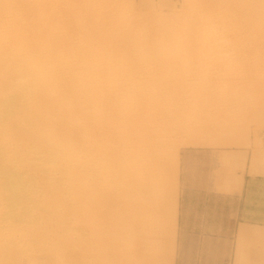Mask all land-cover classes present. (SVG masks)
Returning <instances> with one entry per match:
<instances>
[{"label": "rangeland", "instance_id": "rangeland-1", "mask_svg": "<svg viewBox=\"0 0 264 264\" xmlns=\"http://www.w3.org/2000/svg\"><path fill=\"white\" fill-rule=\"evenodd\" d=\"M189 1L0 0V104L14 99L0 112V264H170L152 210L156 179L173 167L171 264H217L196 257L194 239L181 243L183 158L219 154L229 179L264 178V0ZM218 7L233 27L261 28L211 39L202 21ZM2 56L49 74L21 99L22 76Z\"/></svg>", "mask_w": 264, "mask_h": 264}, {"label": "crops", "instance_id": "crops-1", "mask_svg": "<svg viewBox=\"0 0 264 264\" xmlns=\"http://www.w3.org/2000/svg\"><path fill=\"white\" fill-rule=\"evenodd\" d=\"M214 156L192 153L183 158L181 243L194 239L203 252L196 257L217 264H264V178L241 170L229 179L220 155ZM181 249L192 251L184 245Z\"/></svg>", "mask_w": 264, "mask_h": 264}, {"label": "bare ground", "instance_id": "bare-ground-1", "mask_svg": "<svg viewBox=\"0 0 264 264\" xmlns=\"http://www.w3.org/2000/svg\"><path fill=\"white\" fill-rule=\"evenodd\" d=\"M191 1V0H190ZM190 1H189V5H190ZM208 1V0H207ZM225 1V0H224ZM192 2V1H191ZM197 2V1H196ZM262 2V1H261ZM219 3V2H218ZM227 3V2H226ZM238 3V2H237ZM259 4V3H258ZM204 5V4H203ZM220 5V4H219ZM240 5V4H239ZM247 5L249 6L250 4H248L247 3ZM262 5V4H261ZM264 5V4H263ZM218 6V5H217ZM221 6H223V5H221ZM228 6V5H227ZM238 6V5H237ZM253 6V5H252ZM251 6V7H252ZM257 6V5H256ZM259 6V5H258ZM199 7H203V8H205L204 6H199ZM207 7V6H206ZM212 7V6H211ZM226 6H224V8H225ZM229 7H230V5H229ZM242 7V6H241ZM245 7V6H244ZM250 7V6H249ZM250 7V8H251ZM216 8V7H215ZM221 8V7H220ZM238 8V7H237ZM240 8V7H239ZM258 9H259V7H257ZM261 8V7H260ZM214 9V8H213ZM219 9V7L217 8V10ZM230 9V10H229ZM229 9H227L226 8V10H224V9H222L221 11H228L229 12V15H230V12H231V14H232V12L234 11L233 9H231V8H229ZM235 9V8H234ZM242 9V8H241ZM256 9V8H255ZM206 9H204V11H205ZM217 10H215V11H211V9H210V11L211 12H213L212 14H210L211 12L210 11H207V12H210V13H208L209 15H207L206 17H205V15H204V17H205V20H201L202 22H204V21H206V23L204 22V24H206V27H205V25H204V27H202V28H204V31L206 32L205 33V35L207 34V36H209L210 35V38L211 39H214V38H212L211 36L213 35V37L215 36L213 33H215V32H220V33H225L224 31L226 30V29H232V28H234V29H236L235 28V26L238 28V29H236L235 30V32H238V33H240L243 29H244V27L246 26V25H242V28H241V20H240V22H239V20H238V23L240 24V27H238V24L236 23L235 24V26L233 27L232 25H230V23H234L235 21H234V17H233V15H234V13L231 15L233 18V21L234 22H231V20L229 21V19L228 18H230L231 19V17L229 16H227V14H225L224 16L226 17V18H223L222 16V14L224 13H219L220 12V9H219V11L217 12ZM232 10V11H231ZM243 10V9H242ZM251 10V9H250ZM257 10V9H256ZM262 11H264V9L262 8L261 9ZM246 11V10H245ZM249 11V10H248ZM248 11L246 12L247 14H248ZM262 11H260V12H262ZM225 12V13H226ZM259 12V11H258ZM236 13V12H235ZM242 13V12H241ZM246 14V15H247ZM261 14L262 13H260V16H261ZM236 15V14H235ZM263 15H264V13H263ZM241 17H246V19H248L247 18V16H245V14H243V16L242 15H240ZM250 16H252V15H250ZM254 16H256V15H254ZM228 17V18H227ZM241 17H240V19H241ZM249 17V16H248ZM261 17H263V16H261ZM260 18V17H259ZM200 19V18H199ZM228 19V20H227ZM244 19V18H243ZM258 19V18H257ZM228 21V22H225V21ZM253 20H256V18L255 19H252V21ZM259 20V19H258ZM262 20V19H261ZM159 21V20H158ZM200 21V22H201ZM260 21V20H259ZM263 21H264V19H263ZM164 22V21H163ZM246 22L248 23L249 22V19H248V21H246L245 20V23H244V20H243V24H246ZM253 22H256V23H258L257 21H253ZM168 23V22H167ZM256 23L254 24L255 26H256ZM82 24V23H81ZM201 24V23H200ZM199 24V25H200ZM251 23H249V26H251L250 25ZM262 23H260V24H257V27L256 28H254V25H253V29H255V30H259L260 28H261V26H264V25H261ZM83 25H84V22H83ZM147 25V24H146ZM259 25V26H258ZM261 25V26H260ZM151 26H153V24L151 23ZM247 26H248V24H247ZM247 26L245 27V28H247ZM249 26H248V28H249ZM112 27V26H111ZM145 27V26H144ZM144 27H142V28H144ZM172 27V26H171ZM113 28V27H112ZM173 28V27H172ZM184 28V27H183ZM136 29V28H135ZM140 29V28H139ZM152 29V28H151ZM154 29H156V28H154ZM222 29V30H221ZM240 29V30H239ZM242 29V30H241ZM250 29V28H249ZM249 29H247V32L248 33H250L251 31L249 30ZM253 29H251V30H253ZM141 30V29H140ZM139 30V31H140ZM146 30V29H145ZM150 30V29H149ZM168 30H169V26H168ZM174 30V29H173ZM198 30V29H197ZM201 30V29H200ZM238 30V31H237ZM255 30H253L252 32L254 33V32H256ZM257 30V31H258ZM112 31H114L113 29H112ZM134 31V30H133ZM142 31H143V29H142ZM141 31V32H142ZM148 31V30H147ZM170 31V30H169ZM201 31H203V29L201 30ZM222 31V32H221ZM231 32L230 34H232V33H234V30H227L226 32ZM233 31V32H232ZM240 31V32H239ZM246 31V30H245ZM250 31V32H249ZM116 32H118V30H116ZM116 32L114 33V34H116ZM150 32H152V31H150ZM149 32V33H150ZM157 33H156V36L158 35L159 36V34H158V32L159 31H156ZM164 32V31H163ZM246 32V33H247ZM89 33H91V32H89ZM129 33H131V32H128V34H127V40H128V38L130 39V37H128L129 35H131V34H129ZM136 33L137 32H135V36H136ZM144 33H147V32H144ZM149 33H147V34H149ZM154 33V32H153ZM166 33V32H165ZM164 33V34H165ZM172 33V32H171ZM177 33V32H176ZM201 33V32H200ZM203 34H204V32H202ZM216 33V36L218 35ZM220 33H219V35H220ZM246 33H245V36H246ZM248 33H247V35H248ZM118 34V33H117ZM167 34V33H166ZM236 34V33H235ZM240 34H242V33H240ZM252 33H250L249 35H251ZM91 35H94L93 33H91ZM125 35V34H124ZM140 35H141V37H142V35H143V32H142V34H139L138 35V38H136V37H134V39H135V41H137V42H140V43H144V39L143 38H146V36H144L143 38H141V41H142V39H143V41L141 42L139 39V37H140ZM176 35V34H175ZM219 35L217 36V37H219ZM226 35H229V33L227 34L226 33ZM233 35V34H232ZM239 35V34H238ZM243 35H244V33H243ZM242 35V36H243ZM246 36V37H248V39L246 38V37H243V38H246L247 39V44H248V42H249V37L250 36ZM134 36V35H133ZM132 36V37H133ZM153 36H155V35H153ZM157 36V37H158ZM169 36V37H168ZM167 36V38H170V34ZM181 36H183V35H181ZM196 36V35H195ZM201 36L203 37L204 35H202L201 34ZM207 36H204V37H207ZM215 36V37H216ZM230 36V35H229ZM241 36V37H242ZM92 37V36H91ZM112 37V39H110V41L112 42V40L114 41V40H116V39H114L113 38V32H112V35L110 36V38ZM116 37H118L119 38V36H116ZM126 36H124L123 38H121V40L123 39H126L125 38ZM131 37V38H132ZM160 37V36H159ZM158 37V38H159ZM162 37V36H161ZM173 37H174V34H173ZM203 37V38H204ZM220 37H223L222 35H220ZM228 37V36H227ZM239 37H240V35H239ZM237 38V39H239V40H237L235 37H232L231 38V40L233 41V39L235 38L237 41H235V43L237 42V43H239V44H241L240 42H238V41H241L242 40V38ZM252 37V36H251ZM255 38H256V40H257V38L259 39V37H256V36H254ZM93 38V37H92ZM94 38H96L95 36H94ZM117 38V39H118ZM152 38V37H151ZM162 38H164V37H162ZM201 38V37H200ZM200 38H198L199 40H200ZM208 38L209 37H207V39H205V40H207L208 41ZM209 38V39H210ZM224 39L226 38V36L225 37H223ZM229 39H230V37H228ZM136 39H138V40H136ZM148 38H146V40H147ZM159 39H161V38H159ZM172 40V42H173V38H171ZM179 39V38H178ZM211 39H210V42H211ZM234 39V40H235ZM252 40H253V37L251 38ZM251 39H250V41H251ZM89 40V39H88ZM122 40V41H123ZM131 40V39H130ZM145 40V41H146ZM156 40V39H155ZM154 40V41H155ZM163 40V39H162ZM177 40V39H176ZM180 40V39H179ZM182 40V39H181ZM195 40H197V38H195ZM201 40H202V38H201ZM228 40V39H227ZM231 40H229L230 42H231V44H232V41ZM70 41V40H69ZM69 41H67V42H69ZM108 41V40H107ZM120 41V40H119ZM129 41V40H128ZM134 41V40H133ZM132 41V42H133ZM133 42L134 44L136 43V42ZM148 42H149V39L147 40ZM151 41H153V40H151ZM153 41V42H154ZM159 40H157V42H158ZM184 41H185V38H184ZM202 41H204V40H202ZM207 41H205V43L207 42ZM213 41H215V40H213ZM216 41H218V40H216ZM215 41V42H216ZM223 41H225V40H223L222 39V41L220 42V43H222V44H220V45H226L227 44V41H225V43L223 44ZM228 41V42H229ZM125 42V40L123 41V43ZM170 42V41H169ZM182 42V41H181ZM198 42V41H197ZM196 42V43H197ZM209 42V41H208ZM230 42H229V44H230ZM242 42V41H241ZM244 42V41H243ZM253 42V44H255L256 42L255 41H252ZM107 43V42H106ZM122 43V44H123ZM131 43V42H130ZM129 43V44H130ZM132 43V44H133ZM143 43H142V45H143ZM163 43V42H162ZM204 43V44H205ZM219 43V42H218ZM246 43V42H245ZM251 43V42H250ZM125 44V43H124ZM150 44H152L151 42H150ZM169 44H172V43H169ZM182 44H183V42H182ZM213 44H214V42H213ZM233 44H234V41H233ZM246 44V45H247ZM131 45V44H130ZM129 45V46H130ZM141 45V44H140ZM148 45H149V43H148ZM154 45V44H153ZM200 45H202V44H200ZM199 45V46H200ZM206 45V44H205ZM211 44H209V45H206L207 47L208 46H210ZM242 45H245V44H242ZM245 45V46H246ZM249 45V44H248ZM64 46H65V43H64ZM128 46V45H127ZM198 46V47H199ZM212 46H214V45H212ZM212 46H211V48H212ZM215 46L217 47V43L215 44ZM214 46V47H215ZM218 46H219V44H218ZM215 47V48H216ZM211 48H208V49H211ZM220 48V47H219ZM219 48L217 47L216 49H218L217 51H220L221 52V50L223 49V48H225V47H221V50H219ZM212 49H214V48H212ZM223 52V51H222ZM258 52V51H257ZM224 53H226V52H224ZM212 55H213V52L211 53ZM258 54H261L260 52L258 53ZM219 54H217L216 56H218ZM263 55V54H262ZM16 56H18V54H16ZM253 56H255V54H253ZM258 56V55H257ZM260 56V55H259ZM20 58H21V56H19ZM19 57H14L13 58V60H15L16 58V61L19 59ZM263 57V56H262ZM2 58H3V61L4 60H6L7 59V61L8 62H10L12 65H16V69L19 71V73L21 74V78L19 79V89L21 88V90H20V92H19V97L22 99V97H23V95L27 92V91H29V90H31L32 89V87L40 80V79H43L44 78V74L47 76V74H49V72L47 71V72H43L37 65H35V61L34 60H30L29 62H26V67H23V68H19V66L16 64V63H14L13 62V60L9 57V58H7V57H3L2 56ZM1 58V59H2ZM25 58V57H24ZM20 60V59H19ZM25 60L26 61H28V59L27 58H25ZM50 61V60H49ZM53 63H55V61L53 60ZM39 65V64H38ZM87 65H89V64H87ZM169 67V66H168ZM51 68H53V66H51ZM91 68L92 67H90V65L89 66H85V67H82V68H80V72H83L82 74L85 76L87 73H89V71L91 70ZM179 68V67H178ZM180 69V68H179ZM178 69V70H179ZM183 70V69H182ZM180 71H181V69H180ZM180 71H179V73H180ZM178 73V74H179ZM181 73H182V71H181ZM173 80H175V79H173ZM178 80V79H177ZM69 82V81H68ZM85 84H86V87H89L88 85L89 84H91V82H85ZM18 87V86H17ZM82 85L80 84V86H77V90L78 91H82ZM121 87V86H120ZM106 94V93H105ZM107 96V95H106ZM106 96H104V97H106ZM110 97H111V95H110ZM12 98V96H10V97H8V98H6L5 99V101L6 102H4L3 104H0V112L2 113V114H4L5 113V111L10 107V104H12L13 102H14V99H11ZM113 98V97H112ZM96 99H98V98H96ZM82 102V101H81ZM84 102V101H83ZM65 103V102H64ZM166 103V102H165ZM162 107V106H161ZM180 110V109H179ZM97 112V111H96ZM23 118L24 119H28L29 120V116L28 115H26V118L23 116ZM32 119V118H31ZM156 146V145H155ZM115 150H117V149H115ZM173 154H176V153H173ZM171 157H172V155H170ZM177 156V155H176ZM176 156L173 158V160L174 159H176L177 160V158H176ZM167 158V157H166ZM177 162V161H176ZM161 163H163V162H161ZM170 163V162H169ZM54 163H50V166H51V169H58V167L61 165V164H59V162H58V164H56V168H55V165H53ZM164 164V163H163ZM166 164V163H165ZM171 164V163H170ZM169 164V165H170ZM172 164H173V166H174V162H172ZM59 165V166H58ZM167 165V164H166ZM164 166V165H163ZM159 167H161V166H159ZM172 167V166H171ZM162 168V167H161ZM168 168V167H167ZM175 167H173L172 169H174ZM177 168V167H176ZM175 168V169H176ZM172 169H170V170H168L167 169V171H165V172H162L161 174H160V176L158 177V179H156L157 180V183H156V185H155V189H154V202H153V226H154V229H156V231H158L159 232V235H160V237L162 238V240H161V242L159 243V244H162V243H164V246H165V248L167 249V252L168 253H166V249L164 250L165 252H163V250H161L162 252H160L159 254L161 255H163L164 253H166L165 255V258H171L172 260H170L171 262L173 261V255H171V254H173V253H171L172 252V248H173V245H174V238H175V228L177 227V225H176V218H177V184H178V181L176 182V180L177 179H175L176 178V176H175V173L174 172H176V170H172ZM177 175V174H176ZM178 176V175H177ZM51 185H53L52 183H51ZM177 185V186H176ZM66 196H67V198L68 199H70L71 198V191H70V189L68 190L67 189V191H66ZM152 197V199H153V196H151ZM13 204L14 202H13V199L11 200V202H9V204ZM175 225H176V227H175ZM164 246H160V248H162V249H164L163 247ZM158 247H159V245H158ZM158 249V248H157ZM174 250V249H173ZM171 253V254H170ZM158 253H157V255H158V257H161L160 255H159ZM167 254H169L168 256H167ZM157 255H156V257H157ZM170 256H172V257H170ZM156 258V260H159V258ZM164 257V256H163ZM161 259H163V258H161ZM164 260V259H163ZM167 259H165L164 260V262L166 263L167 261H166ZM244 261V260H243ZM171 262H170V264H171ZM160 264H161V261L159 262ZM158 263V264H159ZM163 263V262H162ZM169 263V262H168ZM167 264V263H166ZM247 264V263H246Z\"/></svg>", "mask_w": 264, "mask_h": 264}]
</instances>
